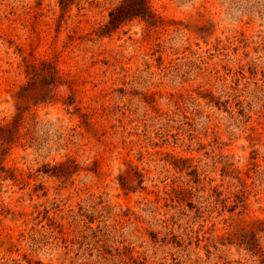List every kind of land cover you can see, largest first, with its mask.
Masks as SVG:
<instances>
[{
    "label": "rangeland",
    "instance_id": "374dc122",
    "mask_svg": "<svg viewBox=\"0 0 264 264\" xmlns=\"http://www.w3.org/2000/svg\"><path fill=\"white\" fill-rule=\"evenodd\" d=\"M149 1L0 0V264H264V0Z\"/></svg>",
    "mask_w": 264,
    "mask_h": 264
},
{
    "label": "trees",
    "instance_id": "16d2710c",
    "mask_svg": "<svg viewBox=\"0 0 264 264\" xmlns=\"http://www.w3.org/2000/svg\"><path fill=\"white\" fill-rule=\"evenodd\" d=\"M137 18L153 25L159 22L149 0H121L110 11L108 22L101 28V34L110 35ZM27 77L28 83L16 93V114L13 122L9 126L0 127V140L3 144L9 143L11 138L15 137V131L19 130L25 115L31 112L33 107L53 101L54 90L62 82L56 65L50 61L28 64Z\"/></svg>",
    "mask_w": 264,
    "mask_h": 264
}]
</instances>
